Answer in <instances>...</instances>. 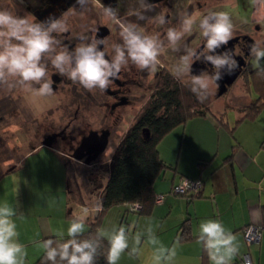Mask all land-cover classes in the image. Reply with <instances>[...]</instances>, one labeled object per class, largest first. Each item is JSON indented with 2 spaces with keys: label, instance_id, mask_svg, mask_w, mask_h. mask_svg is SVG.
<instances>
[{
  "label": "clouds",
  "instance_id": "1",
  "mask_svg": "<svg viewBox=\"0 0 264 264\" xmlns=\"http://www.w3.org/2000/svg\"><path fill=\"white\" fill-rule=\"evenodd\" d=\"M22 2V0H21ZM139 7L131 15L138 20H148L150 24L163 26L167 21L166 9L154 17L144 13L152 11L153 5L148 0H138ZM99 9V15L105 25H115L119 29V43L111 44V55L104 47L107 41L81 34V41L74 48H69L58 39L62 33L69 31L64 19L66 13L56 18L50 15L44 21H38L33 15H18L13 0H0V88L12 91L20 88L30 94L46 97L54 93L51 68L55 74L66 77L73 84H78L87 91L108 90L112 83L120 78L122 71L130 65L138 71L155 72L160 57L166 49L182 52L173 75L181 82H187L190 91L203 102L218 88L222 73L232 74L239 63L232 50L218 52L234 38V26L231 16L224 11L208 12L198 22L203 44L199 48L188 44L181 45L186 34L193 31L196 23L190 13H178V26L168 27L163 37L160 33H147L138 24L125 22L118 17L111 5L99 3V0H76L81 14L93 4ZM256 7H264V0H252ZM76 6L72 7L75 11ZM98 32V29H92ZM249 55L254 58L257 75L264 77V42H253ZM196 61L210 64L213 71H201L191 74ZM113 151V150H112ZM190 182L183 179L178 191L189 190ZM141 205L137 203L131 209L138 212ZM101 210L97 206V211ZM259 220V213L256 214ZM17 209L9 204H0V264H25L26 246L19 240L17 224L14 217ZM134 226L113 225L110 229H99L94 235L84 237L86 216L79 215L70 219L67 227V239L64 232L53 233L52 238L36 243L44 251L41 264H96V258L103 242L107 241V264H119L122 255H138L144 234L137 232L131 236ZM197 243L207 253L212 264H232L240 253V242L231 230L219 219H206L199 223ZM259 234L257 229L250 228L252 240ZM144 243L153 246L154 264H175L177 257V240L171 247L165 246L156 237L153 229H147Z\"/></svg>",
  "mask_w": 264,
  "mask_h": 264
},
{
  "label": "crops",
  "instance_id": "2",
  "mask_svg": "<svg viewBox=\"0 0 264 264\" xmlns=\"http://www.w3.org/2000/svg\"><path fill=\"white\" fill-rule=\"evenodd\" d=\"M235 121L224 117L216 120L210 113L193 117L167 133L158 143V153L166 167L153 184L155 201L148 213L130 214L149 219L142 220V229L146 228L147 221H153L154 226L157 224L154 234L159 240L164 237L162 243L165 246L171 247L179 240L175 264H212L203 247L197 243L199 223L210 218L219 219L239 239L240 253L232 264H239L244 256L254 264L264 263V118L259 115L254 119H243L238 124ZM179 127H182V132L177 130ZM222 129L233 139L223 136ZM231 129L234 130L231 132ZM190 132L193 134L187 136ZM191 148L196 152H189ZM43 149L25 155L19 167L8 173L23 171L17 176L19 181L12 179L10 184L4 183L0 189V204L7 202L17 209L18 214H23L14 220L19 240L26 246L25 264H31L43 252L34 242L43 241L58 232H64L66 237L69 221L74 216H86L87 228L97 211L103 187L91 206L87 196L80 195L73 201L65 155L51 149L39 155ZM181 178L198 179L202 185L200 196L190 197L189 192L164 198V194L171 192ZM157 196L163 197L161 202H156ZM116 207H119L117 216L123 223L129 213L125 210L122 213L120 207L125 209L123 205ZM110 210L104 214L102 222ZM257 212L259 220L255 215ZM173 213L176 214L171 218ZM139 218L135 221L136 227L140 223ZM167 219H170L166 222L167 229L163 230ZM183 226L187 230L181 236ZM249 226L260 228L261 239L258 242L248 244L244 239V229ZM186 235L190 237L184 238ZM139 247L150 253L153 261V248L147 250L143 239ZM133 259L125 252L119 264H140Z\"/></svg>",
  "mask_w": 264,
  "mask_h": 264
},
{
  "label": "flooded vegetation",
  "instance_id": "3",
  "mask_svg": "<svg viewBox=\"0 0 264 264\" xmlns=\"http://www.w3.org/2000/svg\"><path fill=\"white\" fill-rule=\"evenodd\" d=\"M175 1L148 0L153 5V10L144 13L146 17H154L165 9L167 10L166 17L168 22L163 26L150 24L147 19L138 20L136 16L130 14L132 10L139 7L138 0H99V3L111 4L116 9L118 17L123 21L136 23L147 33L155 34L158 32L161 37H163L166 28L172 24V21L178 20L176 13L187 11L191 15L195 14L193 19L196 22L197 43L194 47L199 48L203 44V38L200 36L197 27L199 20L204 16V11H212L213 8L220 7L225 3L223 2L224 0H195L194 9H192L193 4H189L188 0H177L176 3ZM13 2L18 15H33L38 21H44L50 15L59 18L63 13H66L64 19L68 24L69 31L60 34L57 38L61 39L69 48H74L81 42L78 38L81 34L89 37L97 35L98 38H104L107 41L104 50L109 55H111V44L121 42L118 27L105 25L102 22V17L99 15V9L95 3L81 14L79 6L76 5V0H22V2L21 0H13ZM74 5L76 6L75 11L72 10ZM241 5H243V1ZM260 8L263 9V16L260 20H255L252 13L250 20L246 24L247 26H241L240 29L234 30V38L229 44L217 50L218 52L224 50H232L234 52L235 58L239 63V67L235 70L239 71L237 79H243L244 75L250 73L254 68L252 66L254 58L249 55L250 45L253 42H264V7ZM92 29H98V32H93ZM195 64H197L199 74L201 71H208L209 73L213 71L210 64H205L201 61H196ZM49 69L54 81V93L52 96L58 97V94H60L59 90L64 89L71 95L72 101L70 103L77 104V107L99 106V108H104L107 110V115L109 114L105 118L106 122L109 117L113 120H118L120 112L125 108L133 107L135 104L145 100V107L137 116V120L144 110L156 101L159 92L164 87L165 80L168 79V65L160 64L159 69L154 73L141 72L130 65L128 69L122 71L120 78L115 80L108 90L90 92L78 84H73L66 77L55 74V70L51 68L50 63ZM225 74L226 72L222 73L223 78ZM220 81H218V84ZM232 85L227 88L226 92ZM216 89L218 92V88ZM148 90L150 92L148 97H146ZM217 92L216 98L224 95L217 96ZM31 97L39 100L44 98L25 92L20 88L12 91L0 88V180L9 172L18 168L25 155L43 147L62 152L65 156L68 154L74 160L76 159L75 155H81L83 156L82 159L76 160L86 164V160L94 155L93 151L97 148V141L101 142L100 136H106L107 141L104 143L107 146L110 136L107 126H102L101 129L99 128L100 130H81V134L75 133V135L70 131L60 130L58 123L54 120L58 117V111L54 110L58 109L59 99L56 102H52V104L50 103L48 110L53 109V115L52 118L50 117V122L46 125L43 118L44 110L35 111L33 107L35 102L30 103L29 101ZM78 117L79 114L76 113L73 119ZM81 118L86 121V116L82 115ZM24 134L28 137L23 138ZM14 150L16 152L25 150V153L17 162L12 160Z\"/></svg>",
  "mask_w": 264,
  "mask_h": 264
},
{
  "label": "rangeland",
  "instance_id": "4",
  "mask_svg": "<svg viewBox=\"0 0 264 264\" xmlns=\"http://www.w3.org/2000/svg\"><path fill=\"white\" fill-rule=\"evenodd\" d=\"M243 1V5H241V2ZM177 0L175 1V3ZM224 4H222L220 7L213 8L212 11L206 10L204 11V15H206L209 11L210 12H220L224 11L227 12L232 19V23L234 26V30H238L241 28V26H247V22L250 20L252 13L253 18L255 20H260L263 16V9L258 8L253 5L252 0H224ZM188 3H192L194 9V4L195 0H188ZM180 13V12H178ZM178 13H176L178 15ZM195 14H192V17L194 18ZM175 19V17H173ZM178 26V20H173L172 24L169 27H175ZM197 43V34H196V25L194 24L193 31L186 34L183 40L180 42L181 45L183 44H188L191 46H195ZM183 54L182 52H176L173 51L172 49H166L165 52L161 55L160 57V64L163 65H168V72L176 79V77L173 75L174 68L175 66L179 63V57L180 55ZM159 65L157 66L156 71L159 69ZM252 66L254 67V59L252 62ZM154 73V72H151ZM151 76V75H150ZM179 83H181L183 86L187 88L189 92L190 87L187 84V82H181L180 80L176 79ZM60 94H58V97L54 96H46L44 98H41L40 100L34 97H31L29 99L30 103H33V107L36 110H44V122L47 125L48 122H50V119L52 118L53 115V109L48 110L50 107V103L56 102L58 99L60 101V104L58 105V109H55L54 111H58L57 115L54 120L58 123L60 130H66L70 131L71 133H80L81 130H87V129H92V130H97L101 129L102 126L109 128L110 131V136L108 140V144L104 152H102L99 156L96 157L90 164L86 165L82 161L77 162L73 158L70 157V155L64 157L66 162L68 163L69 166V188H70V197L75 200V197L78 196H87L88 200L90 203L88 205H93V200L98 196V193L100 191V188L103 186V184L106 181V175L107 172L104 168V166L108 163L109 159L111 158V154L113 153L112 150L115 149V147L118 145V143L121 141L123 136L126 134L127 130L135 123V120L139 113L143 110L145 107L146 101L143 100L139 104H135L133 107L125 108L123 111L120 112L119 114V119L118 120H113L112 118H107V122L105 120L107 115V110L104 108H99V106H92L89 108H82V107H77V104H72L70 101L71 95L64 89L59 90ZM150 90L146 92V97H148ZM216 92L217 89L214 88L212 90V94L208 96L206 100L201 102V104L209 109V113L219 116V117H224L226 119L234 120L235 121V112L232 110L226 109V107H234L236 108H241L245 109L247 106L253 101V98L255 97L254 94L249 95L247 93L246 87L243 83V80L238 78L235 83L228 89V91L221 97L216 98ZM192 93V92H191ZM193 94V93H192ZM194 95V94H193ZM194 97H196L194 95ZM197 99V97H196ZM198 100V99H197ZM200 102V101H199ZM52 112V114H50ZM224 112V113H223ZM78 113L79 117L76 119H73L75 117V114ZM86 116V121L81 118L82 115ZM224 114V115H223ZM223 115V116H222ZM51 117V118H50ZM260 117L264 118V111L260 114ZM73 119V120H72ZM53 120V119H52ZM232 124V123H230ZM99 129V130H100ZM182 132V127H179V129ZM223 136L227 135L231 139L229 133L226 132L224 129L221 130ZM176 132V131H175ZM205 133V132H204ZM214 134V137L216 136V133L211 132ZM190 134H193V132L187 133L186 135L189 136ZM16 137V135H14ZM20 136V135H19ZM173 136V135H171ZM18 137V136H17ZM23 138H27V135H23ZM233 139V138H232ZM76 141V140H75ZM100 141L105 142L106 136L102 135L100 136ZM50 149L48 147H45L39 153L41 155L43 152H46L44 150ZM52 150V149H51ZM189 152H196L193 148L190 149ZM23 153H25V150L18 151L16 152L14 150L13 152V162H17L20 157H22ZM62 153V152H61ZM64 154V153H62ZM65 155V154H64ZM22 174V172H15V173H10L8 174L4 180L0 182V189L4 187L5 184H10L11 180L13 179L15 182L19 181L18 180V175ZM198 180V179H196ZM3 185V186H2ZM175 194L171 192H167L164 194V198L166 197H173ZM117 208L119 207H113L104 217V220L102 222V228L103 229H110L113 225H125V226H134L133 232L131 233V236L134 237L137 232L144 234L142 239L143 241L146 240L147 237V229L151 227L153 229V232L158 229V225L155 224L153 221H147L146 222V228H143L142 225V220H145L146 218H139L137 217L136 214H130L131 212H128L129 214L127 215V220H125L123 223L120 222V219L118 218V211ZM120 210L123 213V210ZM176 213H173L171 218ZM140 220V223L136 227V219ZM170 218V219H171ZM169 219V220H170ZM149 220V219H146ZM168 219L164 222L163 224V230L167 229V224L166 222L169 221ZM131 223V225H128ZM159 224V222H158ZM164 237H161V243L163 242ZM143 246L147 249L150 250V248H153L152 245L144 243ZM135 256H132L134 258L133 260L136 263L140 264H147L153 263L151 261L150 253H145L142 250L139 251V254Z\"/></svg>",
  "mask_w": 264,
  "mask_h": 264
},
{
  "label": "trees",
  "instance_id": "5",
  "mask_svg": "<svg viewBox=\"0 0 264 264\" xmlns=\"http://www.w3.org/2000/svg\"><path fill=\"white\" fill-rule=\"evenodd\" d=\"M264 65V61L261 62ZM249 95L254 94L253 101L245 109L226 107L235 112L236 121L254 119L264 111V77L253 70L242 79ZM209 109L205 108L185 86L179 83L169 72L162 91L135 123L127 130L121 141L115 147L113 155L104 166L107 180L103 184L97 206L101 210L94 213L93 221L88 223L84 237L94 235L101 227L104 214L113 207L123 205L125 212H133L130 204L139 203L141 209L137 214L148 213L154 201L153 184L166 167L158 153V143L174 128L185 124L193 117L205 116ZM216 120L222 117L213 115ZM223 116V115H222ZM235 124V125H236ZM148 136L145 137L144 130ZM234 129H231V132ZM184 195H187L185 193ZM200 191L191 192L190 197H199ZM183 226L181 236L186 234ZM186 235L184 238L188 239ZM52 238L47 236L44 238ZM67 239V236L64 237ZM107 241L105 240L96 258V264H107ZM42 254L31 264H41Z\"/></svg>",
  "mask_w": 264,
  "mask_h": 264
},
{
  "label": "built area",
  "instance_id": "6",
  "mask_svg": "<svg viewBox=\"0 0 264 264\" xmlns=\"http://www.w3.org/2000/svg\"><path fill=\"white\" fill-rule=\"evenodd\" d=\"M183 179H185V178H181V179L177 182V184H175V185L171 188V191H172L174 194H185V193H189V192H192V193L195 192V193H196V192H198V191L201 190L202 185H201V182H200L199 180H188V179H186L187 181L190 182V185H191L190 188H189V190H185V191H183V192L178 191V190H177V187H178V185H180V184L183 182ZM162 199H163L162 196H157V198H156V202H161ZM136 204H137V203L130 204V205H128V207H129L130 209H132L133 207H135ZM140 209H141V208H140ZM250 228L257 229V230L259 231V234L256 236V239H255V240H252L251 237H250V235H249V229H250ZM243 234H244V239L246 240V242H247L248 244L258 242V241L261 239V230H260L259 227H255V226H249V227H246V228L244 229ZM239 264H254V263H253V262H252L247 256H244V257L240 260ZM263 264H264V263H263Z\"/></svg>",
  "mask_w": 264,
  "mask_h": 264
},
{
  "label": "water",
  "instance_id": "7",
  "mask_svg": "<svg viewBox=\"0 0 264 264\" xmlns=\"http://www.w3.org/2000/svg\"><path fill=\"white\" fill-rule=\"evenodd\" d=\"M191 74H194V75L199 74V69L197 67V64L195 63L192 65ZM238 74H239V71H234L232 74H227V73L225 74L224 78H222L221 81L219 82L217 96H221L226 93L227 88L234 83V81L238 77ZM144 132H145V137H147L148 136L147 130L145 129ZM96 146L97 148L93 151L94 155L92 156V158H88L86 160V163H89L90 161L96 159V157L99 156V154L105 150L106 143L97 141ZM82 157L83 156L81 155H75V158L77 160H81Z\"/></svg>",
  "mask_w": 264,
  "mask_h": 264
}]
</instances>
